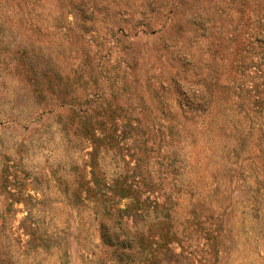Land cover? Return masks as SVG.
Returning <instances> with one entry per match:
<instances>
[{"label":"rangeland","instance_id":"1","mask_svg":"<svg viewBox=\"0 0 264 264\" xmlns=\"http://www.w3.org/2000/svg\"><path fill=\"white\" fill-rule=\"evenodd\" d=\"M0 264H264V0H0Z\"/></svg>","mask_w":264,"mask_h":264},{"label":"trees","instance_id":"2","mask_svg":"<svg viewBox=\"0 0 264 264\" xmlns=\"http://www.w3.org/2000/svg\"><path fill=\"white\" fill-rule=\"evenodd\" d=\"M103 238H104V234H103ZM104 240V239H103Z\"/></svg>","mask_w":264,"mask_h":264}]
</instances>
